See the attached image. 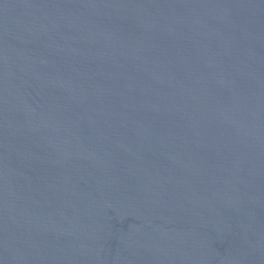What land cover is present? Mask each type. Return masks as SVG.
<instances>
[{
	"label": "water",
	"instance_id": "water-1",
	"mask_svg": "<svg viewBox=\"0 0 264 264\" xmlns=\"http://www.w3.org/2000/svg\"><path fill=\"white\" fill-rule=\"evenodd\" d=\"M0 264H264V0H0Z\"/></svg>",
	"mask_w": 264,
	"mask_h": 264
}]
</instances>
